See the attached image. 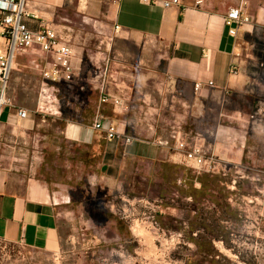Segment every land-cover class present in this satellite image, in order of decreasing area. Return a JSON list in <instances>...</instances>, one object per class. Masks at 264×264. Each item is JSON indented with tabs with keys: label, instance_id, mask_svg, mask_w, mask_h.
Listing matches in <instances>:
<instances>
[{
	"label": "crops",
	"instance_id": "crops-1",
	"mask_svg": "<svg viewBox=\"0 0 264 264\" xmlns=\"http://www.w3.org/2000/svg\"><path fill=\"white\" fill-rule=\"evenodd\" d=\"M166 1L30 0L28 28L52 27L74 49L73 79L47 83L54 56L38 46L15 57L0 107L2 249L66 258L77 227L67 221L65 190H88L95 151L109 176L113 159L194 170L155 144L177 127L219 157L222 173L245 171L252 182L264 174V0ZM240 7L251 22L234 37L225 19ZM43 89L59 99L44 113ZM98 115L120 139L94 129ZM123 136L139 140L128 145ZM250 202L253 212L264 205Z\"/></svg>",
	"mask_w": 264,
	"mask_h": 264
},
{
	"label": "rangeland",
	"instance_id": "rangeland-1",
	"mask_svg": "<svg viewBox=\"0 0 264 264\" xmlns=\"http://www.w3.org/2000/svg\"><path fill=\"white\" fill-rule=\"evenodd\" d=\"M92 162L94 177L83 183L88 190H65L67 221L77 227L66 258L0 246V264H264V205L253 212L250 202L264 201V174L252 182L245 171L226 172L215 193L223 210L186 196V169L113 159L109 176L101 154L95 151ZM50 172L54 177L53 161Z\"/></svg>",
	"mask_w": 264,
	"mask_h": 264
},
{
	"label": "built area",
	"instance_id": "built-area-1",
	"mask_svg": "<svg viewBox=\"0 0 264 264\" xmlns=\"http://www.w3.org/2000/svg\"><path fill=\"white\" fill-rule=\"evenodd\" d=\"M29 2L30 0H0V79L3 82L0 107L7 103L5 94L14 69L16 55L34 46H38L54 56V65L47 69L44 74L47 83L56 84L73 79L72 60L75 55L74 49L69 43L64 42L52 27L43 25L38 32H33L28 28L26 20L29 18ZM180 5V0L164 3L165 8ZM243 5H246V3L243 2ZM249 22H251V19L244 15L241 7L232 9L225 19L229 33L234 37L237 36L239 28ZM209 85L213 86L214 84L210 83ZM195 88L199 92L203 89V85L197 84ZM52 100V96L48 94V91L43 89L41 93L42 113L50 111L49 105L53 103ZM108 101L109 98L104 96L102 102L106 103ZM115 103L119 104V101H115ZM18 115L21 119H27L29 113L20 110ZM94 129L103 131L109 141H117L122 136L115 125L105 126L101 115H98ZM123 138L128 145L139 140L135 137L123 136ZM155 144L174 150L181 156L179 161L181 164L196 170L199 174L218 175L222 173L219 157L206 149L204 145L198 142L193 143L180 127L172 130L169 140H159Z\"/></svg>",
	"mask_w": 264,
	"mask_h": 264
},
{
	"label": "trees",
	"instance_id": "trees-1",
	"mask_svg": "<svg viewBox=\"0 0 264 264\" xmlns=\"http://www.w3.org/2000/svg\"><path fill=\"white\" fill-rule=\"evenodd\" d=\"M186 170H188V177H186V185L189 188L186 196L192 197L194 200L198 197L203 201L212 200V202L216 203L221 209L224 210L225 206L223 204L222 198L215 195V193L218 191L220 184L224 183L225 174H199L198 172H194L191 169ZM198 185H200V187H198Z\"/></svg>",
	"mask_w": 264,
	"mask_h": 264
}]
</instances>
